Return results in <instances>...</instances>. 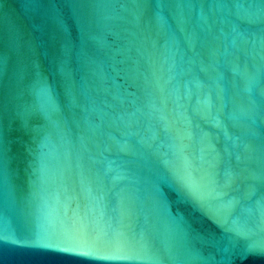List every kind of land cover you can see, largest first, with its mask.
Wrapping results in <instances>:
<instances>
[{
  "label": "water",
  "instance_id": "obj_1",
  "mask_svg": "<svg viewBox=\"0 0 264 264\" xmlns=\"http://www.w3.org/2000/svg\"><path fill=\"white\" fill-rule=\"evenodd\" d=\"M0 264H264V0H0Z\"/></svg>",
  "mask_w": 264,
  "mask_h": 264
}]
</instances>
